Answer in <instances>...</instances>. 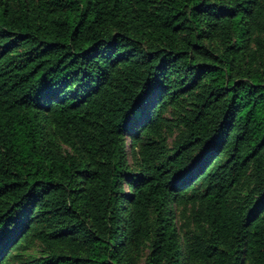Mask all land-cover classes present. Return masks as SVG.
<instances>
[{
  "label": "trees",
  "instance_id": "trees-1",
  "mask_svg": "<svg viewBox=\"0 0 264 264\" xmlns=\"http://www.w3.org/2000/svg\"><path fill=\"white\" fill-rule=\"evenodd\" d=\"M262 204L264 0H0V264H264Z\"/></svg>",
  "mask_w": 264,
  "mask_h": 264
},
{
  "label": "rangeland",
  "instance_id": "rangeland-1",
  "mask_svg": "<svg viewBox=\"0 0 264 264\" xmlns=\"http://www.w3.org/2000/svg\"><path fill=\"white\" fill-rule=\"evenodd\" d=\"M175 134L171 135L168 139V145L171 146L172 142L174 140ZM129 143V139L127 140ZM130 144V143H129ZM127 147V151L129 152L128 154V160L129 162H132L131 159V147L129 146ZM125 189V193H128V188L124 187ZM174 211H175V224L177 226V228H179L180 230V236L182 237L184 234V226L188 224H190V220H188V209L183 210L182 207L180 205H175L174 206ZM27 255H30L31 257H36L39 258L40 257V251L39 248L37 246H33L31 247L28 251H27Z\"/></svg>",
  "mask_w": 264,
  "mask_h": 264
},
{
  "label": "snow or ice",
  "instance_id": "snow-or-ice-1",
  "mask_svg": "<svg viewBox=\"0 0 264 264\" xmlns=\"http://www.w3.org/2000/svg\"><path fill=\"white\" fill-rule=\"evenodd\" d=\"M81 87H84V86L82 85ZM59 91H60L59 88L55 89V92H59ZM53 95H54V92H53L52 86L47 85V84L42 86L41 93L37 100V104L39 106H45L46 103L50 105ZM126 119L128 123H134L138 119V113L136 112V110L133 109L132 111H130ZM261 209L264 210V204L261 205Z\"/></svg>",
  "mask_w": 264,
  "mask_h": 264
}]
</instances>
